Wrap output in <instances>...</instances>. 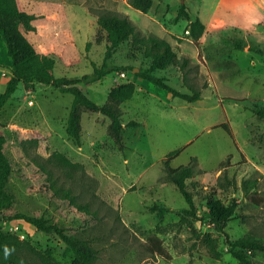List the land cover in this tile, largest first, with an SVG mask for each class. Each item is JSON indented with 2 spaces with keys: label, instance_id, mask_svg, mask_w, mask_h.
Listing matches in <instances>:
<instances>
[{
  "label": "rangeland",
  "instance_id": "374dc122",
  "mask_svg": "<svg viewBox=\"0 0 264 264\" xmlns=\"http://www.w3.org/2000/svg\"><path fill=\"white\" fill-rule=\"evenodd\" d=\"M128 1L21 0L22 9L36 16L35 31L26 37L38 53L47 52L55 59L56 77L81 78L93 72V65L104 62L107 39L97 26L99 16L124 15L146 36H165V32L175 29L177 33L171 35L175 47L187 36V20L178 21L174 13L182 3H188L195 11L199 2L152 0L145 15L130 7ZM259 56L255 55L256 68L244 67L240 74L233 72L229 76H218L211 61L203 73L198 64L190 62L183 68L155 73L165 77L179 92L200 93L201 100L187 103L136 79L134 74L138 71L134 69L146 68L149 62L130 41L120 45L106 63L134 69L110 73L100 81L81 83L78 87L92 102L105 105L114 85L134 82L136 90L132 98L120 105L125 126L121 150L109 136V120L86 110L81 113L80 144L76 145L65 133L73 96L41 84L27 91L20 84L0 110L7 140L5 152L12 165L7 190L15 197L11 210L1 212L0 216L15 213L43 216L50 224L68 229L70 234L88 242L97 252L93 264H238L226 235L232 241L248 236L264 245V117L257 114L264 113V56ZM179 58L181 63L188 57ZM241 61L246 63L247 59ZM10 70L11 60L0 39V93L11 76ZM129 122L136 125L126 127ZM221 123L229 125L238 150L228 134L216 127ZM27 129L49 132L50 136L34 145L24 132ZM53 152L61 153L76 167L69 170L52 168L49 164L48 167L80 202L97 212L98 220L51 201L43 177L29 168L30 159L45 162ZM173 152L178 155L169 162L171 168L196 159L187 188L194 194L197 217H185L183 221L178 210L188 206L175 186L165 179L164 162ZM221 162H226L224 167H219ZM243 181L249 182L248 196L259 199V205L246 197ZM206 194L223 206L232 201L237 203L225 233L202 220ZM153 204L169 208L162 222L148 211ZM1 228L37 251H49L57 264L72 262L71 252L53 234L39 232L23 220H1ZM148 237L161 241L171 255L170 261L147 253ZM248 256L252 264H264V253ZM24 258L25 264H41L31 254Z\"/></svg>",
  "mask_w": 264,
  "mask_h": 264
},
{
  "label": "trees",
  "instance_id": "16d2710c",
  "mask_svg": "<svg viewBox=\"0 0 264 264\" xmlns=\"http://www.w3.org/2000/svg\"><path fill=\"white\" fill-rule=\"evenodd\" d=\"M128 4L133 9L147 14L153 3L152 0H129ZM182 17L190 21L184 3L179 7L177 19ZM35 19L36 16L34 14L27 13L22 9L21 0H0V39L5 44L7 55L11 60V76L7 80L3 92L0 93V110L16 92L20 84L27 91H33L35 85H45L62 94L73 96L66 120L65 133L76 145L80 144L81 113L82 110H86L91 113L101 114L109 120V136L121 150V132L125 126L121 122L120 105L132 98L136 85L134 82L117 83L109 90L108 103L97 105L87 97L82 89L78 87V84L84 83L88 85L100 81L110 73L119 74L134 69L128 66L108 65L106 63L120 45L129 41L142 54V58L149 62L148 67L139 68L138 72L134 74L136 79H142L154 87L166 91L172 98H177L187 103L201 100L199 92L192 91V94L179 92L168 84V80L165 77L155 75L156 72H163L169 68H183L184 65L188 64V60L183 59V62L180 63L169 43L154 35H144L126 16L114 13H108L97 18V26L106 33L107 39L104 62L100 66L93 65V72L81 78L56 77L54 75L55 59L47 52L38 53L26 37L28 33L35 31V27L32 24ZM203 31L204 26L198 19L189 22V33L196 45ZM233 47L234 49H247L264 56V48H260L255 44L235 40ZM257 114L264 117L262 112H257ZM135 125L136 123L129 122L126 127ZM216 127H220L228 134L238 150L229 125L221 123ZM3 128L4 125L0 122V213L11 210L15 201L14 195L7 190L12 174V165L5 152L7 140L3 134ZM24 132L28 135L29 142L34 145L50 136L49 132L42 134L37 129H27ZM177 155V152H173L167 156L164 162V171L166 181L175 186L188 206L178 210L180 221H183L185 217H197L194 194L187 188V181L192 179L194 175L196 159L191 158L189 164L185 166L171 168L169 162ZM240 156L242 157V155ZM29 162V168L43 177L51 193V201L91 220H98L97 212L93 211L89 204L80 202L78 197L73 194L71 188L60 183L58 177L48 167L49 164L52 168L61 167L64 170H69L76 167L75 164L71 163L59 152H53L45 162H41L36 158L30 159ZM225 163L221 162L219 167H224ZM248 183L243 181L242 189L251 203L259 205V199L248 196ZM203 202L205 203V211L202 214V220L209 221L215 230L225 233L224 228L233 219L237 203L232 201L228 206H223L215 201L210 194H206L203 197ZM148 211L155 214L159 222H162L164 214L169 212V208L153 204L148 208ZM1 220H23L34 226L39 232L55 235L62 241L67 251L71 252L73 256L71 264H93L97 258V252L91 248L89 243L70 234L68 229L56 224H50L43 216L37 217L15 213L13 215L0 216V264H25L24 257L27 254L33 255L41 264H57L49 251H37L27 242L19 240L18 237L4 233L1 228ZM226 238L231 254L238 264H252L248 254L264 253V245L253 241L248 236L233 241L229 240L227 235ZM145 249L152 257H159L164 262L171 260V255L156 237L147 238Z\"/></svg>",
  "mask_w": 264,
  "mask_h": 264
},
{
  "label": "crops",
  "instance_id": "0c3cea01",
  "mask_svg": "<svg viewBox=\"0 0 264 264\" xmlns=\"http://www.w3.org/2000/svg\"><path fill=\"white\" fill-rule=\"evenodd\" d=\"M198 1V7L195 11L191 10L188 3L185 4L190 21L187 20L185 27V35L187 36L182 37V43L175 44L176 46L173 47L171 35L177 33L175 29L165 32V36L156 37L169 43L174 53L177 52L176 57L178 59H180V55H185L189 58H185L188 60V64L189 62L198 64L201 73L210 64V61L212 70L218 76H226L233 72L240 74L245 68H256L258 62L255 55H259L247 49H234L233 40L240 39L244 43H251L264 48V0ZM178 10L174 13L176 19ZM182 18H178V21ZM195 19H198L204 26V31L196 42L197 45L189 33V22ZM156 27L158 28L159 25ZM159 28L162 29V27ZM176 47L180 48L179 51ZM186 47L192 48V50H187ZM244 58L247 59L246 63L241 61ZM225 68H228L229 71L225 72ZM262 68L264 70V62H262Z\"/></svg>",
  "mask_w": 264,
  "mask_h": 264
},
{
  "label": "water",
  "instance_id": "95a60500",
  "mask_svg": "<svg viewBox=\"0 0 264 264\" xmlns=\"http://www.w3.org/2000/svg\"><path fill=\"white\" fill-rule=\"evenodd\" d=\"M134 70L138 71V69H134Z\"/></svg>",
  "mask_w": 264,
  "mask_h": 264
}]
</instances>
